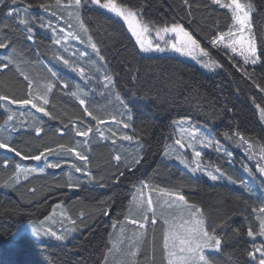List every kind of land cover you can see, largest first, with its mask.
Returning a JSON list of instances; mask_svg holds the SVG:
<instances>
[{"label":"trees","instance_id":"obj_1","mask_svg":"<svg viewBox=\"0 0 264 264\" xmlns=\"http://www.w3.org/2000/svg\"><path fill=\"white\" fill-rule=\"evenodd\" d=\"M81 1L84 24L108 65L119 96L133 113L131 135L144 145L142 159L136 167L124 169L116 162L117 149L92 139L88 171L91 178L104 186H96L95 182L90 183L75 174L71 180L69 167H60L32 175L10 192L0 189V264H105L114 227L127 219L135 189L142 184L181 192L188 203L202 209L207 230L215 227L222 241L221 252L210 257L212 264H259L253 245L262 243H252L247 233L257 228L253 209L258 211L261 202L229 186H214L204 179H196L168 162L164 155L168 146L175 142L173 123L189 118L209 127L236 156V165H232L223 155L210 152L205 156V163L236 177L237 160L244 147L240 137L249 145L264 149V127L257 112L258 108H264V91L257 87H264V61L256 67L244 65L224 50L211 46L209 39L221 31L227 32L233 24L231 14L212 0H188V5L184 0H129V3L142 7L146 23L160 26L177 20L183 22L186 30L221 65L216 76L177 57L141 53L116 20L88 0ZM240 1L251 3L255 8L252 25L261 54L264 52V0ZM56 2L17 0L31 9ZM10 6L9 0L0 4V35L22 56L36 60L37 50L42 47L36 43V50L18 26L17 19L8 16ZM150 38L155 39V35ZM5 64L7 67L3 66ZM238 68L247 70L251 78L243 76ZM71 92V85L65 89L58 83L44 106L49 115L29 125L28 129L21 128L17 120L8 123V115L2 109L3 100H0V140L27 157L49 153V149L51 152L77 149L80 138L76 130L84 131L82 129H87L91 121L85 109L72 99ZM0 96L6 97L4 100H31L30 83L15 67L9 66L1 53ZM110 116L111 113L107 115L104 111L98 118ZM5 128L14 134H10L11 138H1ZM224 133L231 139H226ZM126 150H123L124 158L130 162L132 157L126 155ZM25 160L32 159H21L15 152L0 149V186L17 174L18 165L26 163ZM27 163L32 164V161ZM107 203L111 206L106 208ZM60 204L67 207L78 229L79 235L70 242H40L29 235L15 237L20 226L45 220ZM104 210L107 215L103 214ZM164 228L159 221L155 230L149 229L148 242L153 236L157 262H164ZM150 249L145 253L147 262Z\"/></svg>","mask_w":264,"mask_h":264},{"label":"rangeland","instance_id":"obj_2","mask_svg":"<svg viewBox=\"0 0 264 264\" xmlns=\"http://www.w3.org/2000/svg\"><path fill=\"white\" fill-rule=\"evenodd\" d=\"M240 2L242 4H248L242 1ZM230 3L231 0H221V4L225 6L221 7L219 4L217 5L220 8L227 10L232 16L231 8L227 6ZM11 9H17L19 11L20 18L30 20V26L33 28V39L29 41L35 49L36 43H39L42 50L36 49V60L25 58L10 42L4 41L0 35V43H4L6 45L5 47L0 48V53L3 54V59L9 64V66L15 67L31 85V103L22 105L21 103L9 104L8 101L10 100L2 101V109L4 113L7 114L8 117L12 116V119L9 120L8 123L16 122L17 120L23 129H28L29 125L33 126L36 124L38 120L45 115L43 112H37L36 109L32 107V103H36L37 105L41 104L40 107H43L44 109V106L46 105L44 103V98L46 97L48 101L50 100L51 93L58 83L63 88L68 89V87L64 86L65 83H67V85L72 86V91H77V89H79V91L83 94L82 98L85 100V104L83 105L80 104L77 98L72 95L71 97L84 109H87L86 112L91 121V124L88 125L87 129H82L84 131L91 129V131L88 132L87 136H78L80 138L78 143L79 145L77 149H75V152L82 153L87 157V159L81 160L77 158L75 152L69 153L65 149H59L51 153H46L47 161L58 162L61 165L60 167H69L70 177H72L70 178L71 180L74 178L73 176L75 174L83 176L87 181H89L91 174L88 171V163L90 155L92 154L90 145L92 139H97L101 143H107L111 145L113 149H117L118 153L116 154V157L119 156L120 160H116V162L124 169H130L139 165L131 162L135 159H139L141 161L144 151L143 143L136 141L135 139L125 140L121 138L123 136L132 137L131 130L133 125V113L125 105L124 101L121 103L122 99L117 92L115 82L109 75L108 65L104 59L100 58L101 52L100 56H97L96 52L88 43L89 38L92 43H94V41L83 21L82 1L80 0L79 6L76 5L75 0H67L63 2L60 1L59 3L56 2L51 6L40 7L37 9H31L16 3L11 4L8 10ZM253 16L254 13L252 14L251 21ZM10 17L16 18V14L14 13V15ZM17 22L18 26L26 33L27 36L28 33L25 30V26L20 24L18 19ZM81 24H83L84 29H87V31L81 29ZM233 24L231 27H233ZM61 29H63V31H61ZM233 31H235V29H233ZM151 35H155V33H149L150 37ZM247 35V32H245L246 37ZM38 36H40L41 39L37 40ZM238 36L239 34L237 33V38ZM168 38L169 36L166 35L165 39ZM56 40H59L60 43H55ZM153 42H156V37L155 39L153 38ZM201 47L204 48L202 44ZM218 48L243 62V59L239 54H233L230 50L223 49L222 46H219ZM237 49L239 52V45L237 46ZM81 53H84V55H81ZM144 54L148 56H173L183 61L197 64L208 74L216 76L220 73V67L215 70L202 68L200 64H198L191 57L181 56L179 53L171 50L163 53L153 52ZM257 55H260L258 48ZM56 57H59V59ZM198 58L201 60L208 59L203 56H198ZM211 58L215 59L212 56ZM9 59L11 60V63H9ZM64 60H67L69 63L65 64ZM259 64L260 62L256 65H248L256 67ZM73 67L77 70L73 71ZM79 69H83V77L81 76ZM52 72L56 73L55 77L52 76ZM108 77L111 78L110 82L107 79ZM49 84L53 85L50 90L48 88ZM260 110V108L257 109L259 118ZM104 111L107 115H110L111 113V116L107 119H99V114L101 115ZM32 117L34 118L33 120L30 119ZM93 117H95V119ZM179 121H185L186 123L181 125L178 124ZM260 122L264 127V120H261L260 118ZM125 123H127L129 127L125 128ZM189 125H191L192 128L199 127L204 130L206 134L210 132L214 137H216L209 127L195 123L189 118L177 120L173 123V127L176 131L175 142L168 146L164 158L168 162L182 168L196 179H204L209 184L214 186H229L234 190L245 193L250 198L260 201L262 206H264V175L258 171V168L264 165V159H262V157H264V151H262V148L252 145L251 148H249L248 143L246 145L242 143V145H244L241 152L242 155L237 160L238 172H236V177H230L221 170L218 172L217 167L208 166L204 159L206 154L210 152H217L218 154L228 158L232 165H236V156L226 146H224L217 137L216 139L220 142L223 148H226L233 155L227 156L223 151H216L215 146L205 147L199 143L198 140L193 141L188 132L181 131L182 128H186L189 129L190 132L191 129L189 128ZM10 134L12 133H9L8 128H5V130H2L1 132V138H5L6 136L7 138H11L12 135H14ZM177 140L181 141V144L184 145V149H181L178 146L176 143ZM189 143H193L195 150L201 151L202 155L200 158H195L193 156V148L188 147ZM123 150H126V155H130L132 157L130 162L125 160V153H123ZM180 159H185L190 167H185V165L180 162ZM25 161L26 163H20L18 165L17 174L8 180L4 185L0 186V189L3 192H10L14 186L20 184L23 180H26L32 175L46 172L49 169H57L46 167L44 156L41 157L40 161ZM27 161H29V163L32 161V164H28ZM129 165L131 166L129 167ZM197 165H199L198 168ZM76 167H79L81 171L77 172L75 170ZM191 168H196L197 170L193 172L191 171ZM205 171H211L214 175H217L220 178L213 181L204 174ZM221 172L223 173V176H220ZM85 173H87V175H85ZM231 181H235L236 183H232ZM242 182L252 186L253 192L249 193L241 187L240 185ZM155 189L160 188L153 185H149L148 188H141L140 185L135 189L127 219L123 223L117 224L114 227L111 238V250L108 253L105 264H169V256L168 252L164 249V243V262L156 261V257L154 256L155 246L153 236L151 241L148 242V240H150L149 229L155 230L158 222H162L165 226L162 230L164 240L165 230L168 227V225L165 224L166 219L180 224L184 219H190V217L187 215V212L184 211L182 205L180 207L177 206L181 202L175 200V195H165ZM167 191L183 195L181 192L172 190ZM149 199L152 201V211H146ZM140 200L144 201L143 208L137 207V202ZM198 208L205 219V227L207 230L206 218L202 209L200 207ZM182 212L183 218H181ZM153 213H155L156 218L155 224L151 223ZM145 215L148 217L147 221H144L143 219ZM254 216L257 228L253 231L254 233H258L260 230V217H264V213L255 211ZM132 220L137 221V223H131L130 221ZM140 223H144L143 229L139 227ZM36 230H39L41 235H36ZM53 233H55V235H53ZM140 233H143L142 237L139 236ZM23 235H29L40 242L68 243L73 238L78 236L79 233L77 227L69 217L67 207L64 204H60L54 208L52 214L45 220L20 226L15 234V237L18 238ZM55 236H60L62 239L57 240ZM250 241L252 243L264 244V237L256 235L254 240L250 237ZM221 247L222 244L219 251L214 248L204 249V255L209 259V264H212L210 257L212 255L219 254L221 252ZM147 248H151V254L148 262L145 261ZM132 253H135V255H132ZM259 256V252L254 253V257Z\"/></svg>","mask_w":264,"mask_h":264},{"label":"snow or ice","instance_id":"obj_3","mask_svg":"<svg viewBox=\"0 0 264 264\" xmlns=\"http://www.w3.org/2000/svg\"><path fill=\"white\" fill-rule=\"evenodd\" d=\"M4 2L5 0H0V4H4ZM88 2L93 5H98L101 9H106L109 13H113L115 17L121 19L123 23L127 25L128 32H130L131 36L135 38V44L139 46V51L141 53H163L168 50H171L173 52L179 53L181 56L191 57L198 64H200L202 68L208 70H215L216 68L221 67V65L215 59L211 58L210 52L207 49L201 47L200 42L194 38L192 33L186 30L183 22L179 20L172 22L170 25L162 24L160 26H156L154 24H151V22H144L142 17V7L130 6L129 0H120L119 3H117L116 0H106V2L103 3L101 2V0H88ZM212 2L214 4H219L221 7L225 6L221 4V0H212ZM9 3L16 4L17 0H9ZM57 3H59V0H57ZM75 3L77 6H79L80 0H75ZM184 3L185 5H188V0H184ZM227 6L230 7L232 11V19L234 21L233 27H230L227 32H219L217 35L209 39L208 42L213 48H218L219 46H222L223 49L230 50L233 54H239L243 59L244 65H256L258 62L264 61V52H261L259 56L257 55L255 35L252 32L253 25L251 17L255 11L254 6L251 3L242 4L240 0H231V3ZM14 13L16 14V18L19 20V23L25 26V30L28 33L26 38L32 40L33 28L30 26V20L20 18L19 11L17 9H11L8 11L7 14L8 16H13ZM188 23L191 24L192 21L189 20ZM80 27L84 31H87V29H84L83 24H81ZM233 29H235V31H233ZM61 31H63V29H61ZM152 31H154L155 33V43L149 36V33ZM245 32H247L248 34L247 37L245 36ZM237 33L239 34L238 38ZM166 35L169 36L168 39H165ZM55 43L59 44L60 41L56 40ZM88 43L91 48L96 52L97 56H100V51L97 45L95 43H92L90 38ZM238 45L240 46L239 52L237 49ZM5 46L6 45L4 43H0V48H3ZM81 55H84V53H81ZM198 56H203L208 59L201 60L198 58ZM56 58L59 59V57ZM100 58L103 59L102 56ZM9 63H11L10 59ZM64 63L68 64L69 62L67 60H64ZM3 66L7 67V64ZM262 67H264V63H262ZM76 70L77 69L73 67V71ZM237 70L241 71L243 76L251 78L249 77L247 70L243 68H238ZM79 71L81 76L83 77V69H79ZM52 76L55 77L56 73L52 72ZM107 79L110 82L111 78L108 77ZM52 86L53 85L51 84L48 85L49 90L52 88ZM64 86L68 87L67 83H65ZM257 87L260 88V91H264V87H261L260 85H257ZM70 94L73 97L77 98L81 105L85 104V100L82 98L83 94L79 91V89H77V91H72ZM4 99H6V97L0 96V100ZM8 103H21L22 105H27L31 103V101L28 99H25L23 101L10 100L8 101ZM44 103H48L46 97L44 98ZM121 103H123V100H121ZM32 107L35 108L37 112H43L45 116L49 115L48 112L44 111L43 107L38 106L36 103H32ZM257 107L260 106L257 105ZM85 111H87V109H85ZM93 118L95 119V117ZM260 118L261 120H264V108L260 110ZM8 119L11 120L12 116H9ZM184 123L186 122H178V124L181 125ZM124 127L127 128L129 127V125L125 123ZM189 128L191 129L190 132L189 129L186 128H182L181 131L188 132L189 135L192 137L193 141L198 140L199 143H201L205 147L215 146L216 151H223L224 154L227 156L233 155L226 148H223V146L216 139V137H214L210 132L206 134L204 130L200 129L199 127L192 128L191 125H189ZM89 131H91V129H88L87 131H81L80 129H77L76 135L87 136ZM36 132L37 134H39L40 129L37 128ZM224 136L226 139H231L228 133H224ZM121 138L125 140L133 139V137L131 136H123ZM240 141L241 143H247V141H245L244 137L242 136L240 137ZM176 143L181 144V141L177 140ZM181 147H184V145L181 144ZM188 147L193 148V156L195 158L201 157V151L195 150L193 143H189ZM249 148H251V145H249ZM0 149H5L7 152H15V155L20 156L21 159L30 158L35 161H40L41 157L44 156L46 167L48 168H59L61 166L58 162H48L47 156L43 152L37 155H33L31 157L21 156L20 151L14 149L9 145L8 142L3 140H0ZM67 151L69 153L75 152L73 148H68ZM262 151H264V149H262ZM48 152L51 153V149H49ZM75 155L81 160L87 159V157L80 152H75ZM262 159H264V157H262ZM116 160H120V157L117 156ZM180 162L184 164L185 167H190V165L185 159H180ZM133 163L139 164L140 160L135 159ZM130 166L131 165H129V167ZM198 167L199 165H197V168ZM75 170L77 172L81 171L79 167H76ZM196 170V168H191V171L193 172H195ZM217 171L219 172L220 170L217 169ZM258 171L262 175H264V165L260 166L258 168ZM204 174L213 181H216L220 178L217 175H214L211 171H205ZM85 175H87V173H85ZM220 176H223L222 172L220 173ZM89 182H95L96 186H104L99 184V181L94 180V178H89ZM231 182L236 183L235 181ZM240 186L243 187L249 193L253 192V187L246 183L242 182ZM148 187V184L141 185V188ZM155 190L160 191L165 195H175V200L181 202L177 206L180 207L182 205L184 211H186L187 215L190 217V219H184L183 222L180 224H177L175 221H169L167 219L165 220V224H167L168 227L165 230L164 249L168 252L169 264H209V259L204 255V249L214 248L219 251L222 242L221 238L215 230V227H213L211 231L206 230L205 219L203 218L200 209L194 204H188L184 195L178 193H171L162 188ZM151 205L152 201L149 199L147 202L146 211H152ZM110 206V203L106 204V208ZM137 207L143 208L144 201H138ZM253 211L257 210L253 209ZM258 211L260 213H264V206L260 207ZM103 214L107 215V210H104ZM181 218H183V212L181 214ZM143 219L144 221H147L148 217L145 215ZM130 222L137 223V221L135 220H132ZM151 223H156L155 213H153ZM139 227L143 229L144 223H140ZM36 235H41V232L39 230H36ZM53 235H55V233H53ZM247 235L249 237H252L253 240L255 239L256 235L264 237V217H260L259 232L254 233L252 229H249ZM139 236L142 237L143 233H140ZM55 238L57 240L62 239V237L60 236H55ZM253 249L254 252L260 253L259 264H264V244H261L260 246H256L254 244ZM132 255H135V253H132ZM250 255H253V253H250Z\"/></svg>","mask_w":264,"mask_h":264},{"label":"water","instance_id":"obj_4","mask_svg":"<svg viewBox=\"0 0 264 264\" xmlns=\"http://www.w3.org/2000/svg\"><path fill=\"white\" fill-rule=\"evenodd\" d=\"M98 9L102 10L104 13H106L109 17L113 18L114 20H116L122 27L123 29L126 31L127 35L134 41L135 43V38L131 36V33L128 32L127 30V25H125L123 23V21L117 17H115V15L113 13H109L106 9H101L99 8L98 5H95ZM196 39V38H195ZM178 146L181 148V149H184V147H181V144H178Z\"/></svg>","mask_w":264,"mask_h":264},{"label":"bare ground","instance_id":"obj_5","mask_svg":"<svg viewBox=\"0 0 264 264\" xmlns=\"http://www.w3.org/2000/svg\"><path fill=\"white\" fill-rule=\"evenodd\" d=\"M129 37V36H128Z\"/></svg>","mask_w":264,"mask_h":264}]
</instances>
